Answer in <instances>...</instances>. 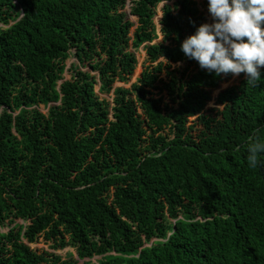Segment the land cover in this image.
Wrapping results in <instances>:
<instances>
[{"label": "trees", "instance_id": "obj_1", "mask_svg": "<svg viewBox=\"0 0 264 264\" xmlns=\"http://www.w3.org/2000/svg\"><path fill=\"white\" fill-rule=\"evenodd\" d=\"M169 1L0 0V226L29 223L0 232V264H79L27 245L40 237L83 264H264V153L246 159L264 67L250 83L185 56L206 22L195 0L165 4L151 44ZM145 44L157 64L111 106L98 80L128 82ZM72 50L98 77L74 66L58 89Z\"/></svg>", "mask_w": 264, "mask_h": 264}, {"label": "clouds", "instance_id": "obj_2", "mask_svg": "<svg viewBox=\"0 0 264 264\" xmlns=\"http://www.w3.org/2000/svg\"><path fill=\"white\" fill-rule=\"evenodd\" d=\"M211 23L200 24L180 43L182 53L216 75H238L247 82L261 78L264 67V0H207ZM264 142L249 145V166L258 163Z\"/></svg>", "mask_w": 264, "mask_h": 264}, {"label": "rangeland", "instance_id": "obj_3", "mask_svg": "<svg viewBox=\"0 0 264 264\" xmlns=\"http://www.w3.org/2000/svg\"><path fill=\"white\" fill-rule=\"evenodd\" d=\"M176 0H170L169 2H165V3H161L156 10V16L154 17V26H155V39L151 44H155V43H160L163 41V36L161 34V25L159 24L161 18H162V8L165 4L171 5L175 2ZM196 2H198L199 8L202 12H204V14L206 15V22L205 23H211V17L210 14L208 13L207 10V0H195ZM129 2V1H128ZM126 13L128 14V18L130 21H132L134 23L133 28L131 29V36H133L136 27H137V19L130 15V7H126L125 8ZM132 50L135 52L136 54V58H137V65H136V69L132 75V77L130 78V80L126 83L123 82H119L117 81L114 86L113 89L111 90V92H105L101 90V82L98 80V84L96 85V92L98 94V96H100L102 99L107 100V102L113 106V98H114V92L116 89L119 88H124L126 90L131 89L132 85L137 83V80L140 78L141 74L146 70V69H151L153 66H155L157 63L152 64L149 59L148 56L146 54V44L141 46L139 49L135 50L132 48ZM64 65L66 67L65 71L62 73V77L59 80V85H58V89L60 87V84L71 80L72 76H73V71H72V67L76 66L78 69H81L83 71H89L91 72L92 75L98 77V73L97 72H93L87 65L84 66L83 63L79 62L78 59L75 57V51L72 50V52L70 53L69 57L67 58V60L64 62ZM183 65L179 64V65H174L172 66L171 69H178V68H182ZM237 76H235L236 78ZM224 86H220V89H224ZM156 97H160L163 95L164 99L166 101H168V97L166 96L165 93L158 94V92H155ZM52 106V104H49L48 106L45 105H40L38 108L45 114H48V110L49 108ZM139 114H142V111L139 110L138 111ZM144 118V117H142ZM172 222H174V220H170ZM28 222L27 221H22V220H15L14 219V223H11L10 220H8L6 222V224L4 226H0V232L1 233H8L11 228H14L16 226H28ZM26 242V241H25ZM27 243V242H26ZM27 245L34 251H37V253L42 254V253H54L56 255H60L64 260L66 259H71L73 256L74 260H77L79 264H83L85 261H80L77 253L75 251V249H73L72 247H67L65 249H60V250H54L51 247V243L47 242L44 237H40L38 239V241L34 244H29L27 243ZM72 255V256H71ZM99 259L101 260V257H96L94 258L91 262L93 264H98ZM89 260H87L88 262Z\"/></svg>", "mask_w": 264, "mask_h": 264}]
</instances>
